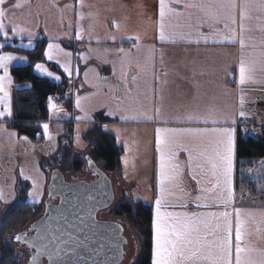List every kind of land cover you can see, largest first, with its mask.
I'll list each match as a JSON object with an SVG mask.
<instances>
[{
    "label": "snow or ice",
    "instance_id": "1",
    "mask_svg": "<svg viewBox=\"0 0 264 264\" xmlns=\"http://www.w3.org/2000/svg\"><path fill=\"white\" fill-rule=\"evenodd\" d=\"M7 0H0V33L5 39L8 38L3 19L6 10L2 7ZM17 3L14 7H20ZM182 18V27L186 31H171L168 23L169 18ZM82 18V17H81ZM70 26V25H69ZM209 29L206 35L202 29ZM15 34V26L10 28ZM253 31L261 33L259 45L249 35ZM195 34L196 38H192ZM76 39H82L80 31L76 33ZM113 39H115L113 37ZM138 39V38H137ZM159 39L161 42L177 41L197 43L201 41L208 43H239L240 56L238 60L239 78L237 87L241 92L239 103L243 109L245 100L243 88L249 83L256 81V73L264 74V0H159ZM4 47L0 44V48ZM251 49V51H247ZM91 51V49H90ZM123 53L124 49H118ZM70 57L71 53L65 52L59 44L49 43L44 52L49 61L55 63L67 73L73 75V68L70 60L61 63L59 56ZM16 59L11 53H0V117L11 116V97L9 86L11 78L8 74V64ZM36 70L43 75L59 80L44 64H36ZM79 74V69L75 70ZM135 80V77H133ZM87 80V73H85ZM87 97H77L76 107L83 111L81 101ZM48 108L55 115L59 116L63 109L48 98ZM107 115L113 113L108 112ZM160 115V108L154 109V115L140 112L139 116L144 120H156ZM239 115L245 117L247 114L241 110ZM137 115L121 116L120 119H137ZM80 120L81 117H76ZM170 120H160L162 125L169 124ZM176 123H220L235 124L233 118H216L215 112L209 109L204 115L188 113L178 117ZM46 139H52L47 123L42 125ZM107 129V125L104 126ZM118 133V130H117ZM234 127H167L160 126L155 129L156 150L159 153V194L155 199V211L152 219V260L151 264H264V249H258L244 241L249 236L247 224L252 213L248 209L233 207V171H234ZM14 135V134H13ZM23 139L27 140V137ZM183 150L187 153V165L192 173L193 179L198 185L202 181L197 178V170L210 177V187H201V195L195 197L192 203L197 208H208L212 205H222L223 210L219 211H170L169 208H187L188 200H181L179 205L170 199L173 195V188L176 187L178 178L182 175L181 162L178 160V152ZM92 162L89 161V164ZM39 171V169H37ZM21 176L25 180H32V191L29 196L36 198L42 195L41 178H33L24 175L21 169ZM208 193L210 195H205ZM4 198L3 190L0 189V199ZM231 209V210H229ZM264 215V214H262ZM60 235L50 233L47 236L37 235L29 243L36 249L31 258L32 264H38L41 257L47 255L50 264H64L59 259L62 254L68 255L75 249L70 245H79L71 233L57 230ZM260 231V228H257ZM67 236V239L64 237ZM21 236H16L21 241Z\"/></svg>",
    "mask_w": 264,
    "mask_h": 264
},
{
    "label": "crops",
    "instance_id": "2",
    "mask_svg": "<svg viewBox=\"0 0 264 264\" xmlns=\"http://www.w3.org/2000/svg\"><path fill=\"white\" fill-rule=\"evenodd\" d=\"M154 20L155 24L152 27L151 43L148 45V41L144 44L146 55L139 54L137 46H126L128 52L131 54L129 60L133 61V65H137L139 68H135L133 65H129L128 61L125 65H121V61L128 59H120L118 57L121 53L118 52L116 47L108 49L106 55H95L90 51L88 43L84 39L68 38L62 36L53 41L54 44H59L65 52L71 53L70 57H64L63 54L59 56L61 63H64L65 60H70L73 68V75L68 76L67 73L63 72V69L60 68L55 61H50L55 63L61 70V72L71 80V89L74 92V95H79L83 92H88L94 90L96 86L103 88H108L113 91H119L121 95L134 94V96L140 97L139 102L135 103L134 106H129V108L134 110L135 113L139 115L140 112L147 113L148 115H154V109L160 108V115L156 120L147 121L143 117L138 121L141 126L145 127L140 135L149 136V147L146 149L142 158H140V163L138 170L142 166H147L150 164V167L153 171V177L148 182L147 179L138 180L136 177H132V174L129 173L130 167L124 168V165L120 159V166L114 171H107L104 168V163L100 166L109 176L111 182V190L113 193V201L116 197V187L115 182L118 187L124 185L127 192H123V196L120 201L127 200L132 198V200H137L136 203H142L145 205H151L153 207V216L155 211V199L159 194L158 187V173H159V153L156 150V135L155 129L160 126L167 127H207L209 129L213 127H234V171H233V193L234 201L233 207H239L248 209L253 212H257L255 215L257 219L264 214V185H259L256 190H245L238 188L236 185V143L238 132L241 131L245 134H251L256 138H262V129L264 128V74L257 71L256 81L254 83H249L243 88L244 96V106L243 109L240 107L239 97L241 95L240 90L237 87L236 81L239 78L238 71V60L240 56V46L239 43H212L209 39L208 43L201 41L197 43H187L177 41L175 43L164 41L161 42L159 39V0H155V11H154ZM168 23L172 25V28L167 29V32L175 31H186L182 27H176L177 25H183L184 21L182 18L172 17L169 18ZM202 31L208 35L209 29L204 28ZM253 41L259 45L261 39V33L259 31H253L249 34ZM192 38H196L193 34ZM46 50L51 39H48ZM36 41H32L29 45H20L17 42L7 43L14 47H21L25 49H32L36 45ZM17 43V44H15ZM157 43V44H156ZM0 44L5 45V42H0ZM143 46V45H142ZM141 46V47H142ZM85 52V58H80V52ZM251 51V49H247ZM2 53H11L15 57H24L25 59H16L11 61L8 64V74L11 78V85L9 86V93L12 100V90L11 87L17 89L27 88L30 86V83H16L10 73L11 68L14 66L25 65L27 64L28 58L25 54L16 53V52H2ZM91 56V58H89ZM145 58V59H144ZM48 60V59H47ZM91 60V62H90ZM49 61V60H48ZM92 61L99 63L96 67L92 66ZM150 62V66H149ZM156 63V64H155ZM38 64V63H37ZM44 64L50 71L54 73L55 76H59V80H55L53 77H49L41 74L36 70L34 65V71L38 75L46 76L53 79L56 82L61 80V75L53 70H51L46 63ZM80 64L83 65L80 67ZM150 67V70L145 74L140 72V68ZM79 69V74H76L75 70ZM85 73H87V80H85ZM0 75H3V69H0ZM135 77V80L133 79ZM14 89V88H13ZM107 94V93H105ZM157 96V100L154 102L152 100V105H150L149 96ZM159 98V99H158ZM148 101V102H147ZM125 103V101H124ZM126 104V103H125ZM106 106H99L98 108L91 112V121L86 122L87 128L83 133L84 142L86 143L85 149L81 150V153L84 151L91 152L92 145L85 140V135L92 129V126L98 125L104 128L108 133H111L116 141V133L109 130L110 125H116L117 123L127 122L125 120H119L117 118L118 112H112L114 116L110 118L106 115V111L111 112V104ZM12 109V102H11ZM104 110L105 116L108 118H102V120L92 117L96 112ZM209 109L214 110L216 118L223 120L224 118H233L236 123L233 125L230 122L227 124L220 123L213 125L211 123L205 125L203 123H176L174 122L176 118L183 117L188 113H194L198 115H204L208 112ZM74 113L72 119L67 118V111L64 113L65 118L63 120L58 117L55 120L61 121L64 123L65 130L71 131L75 124L77 123L76 116H79L80 109L76 107V101L72 103V107L69 109ZM243 110L247 115L242 117L239 115V112ZM125 112V110H124ZM61 114V113H60ZM123 115V113L121 114ZM12 116V115H11ZM11 116L3 117V120L6 122L11 118ZM51 118V115L49 116ZM170 120L167 125H162L160 120ZM47 121H53L47 120ZM7 123V122H6ZM107 125V129L104 127ZM146 130V131H145ZM140 144L142 142L140 141ZM123 147V145H119ZM142 148V147H140ZM86 156H90L85 154ZM91 157V156H90ZM178 160L181 162L182 166V175L178 178L176 182V187L173 188V195L170 197L171 200L179 205L181 200H188L189 203L187 208H169L170 211H219L223 210L222 205H212L211 201H206L209 203L208 208H197L195 203L191 201L195 200V197L201 195L200 188L210 187L209 179L210 177L202 174L197 170V178L202 181L201 185H198L196 180L193 179L192 173L187 165V153L183 150L178 152ZM129 164V163H128ZM129 166V165H128ZM263 167V168H262ZM259 168L264 169V159L258 161L255 169L251 171V174L254 175L257 173ZM133 169L137 170V166L133 164ZM257 171L255 172V170ZM260 173V171H258ZM256 176V175H255ZM135 191L134 195H129L130 185ZM136 187V188H135ZM205 195H210L205 193ZM132 196V197H131ZM138 198H135L137 197ZM112 201V203H113ZM231 210V209H229ZM255 215L253 217H255ZM153 219V217H152ZM262 236L259 233L254 234L253 237L248 236L245 243H248L256 248L260 245L264 249V219H263V230ZM259 236L258 238H254ZM140 242V241H139Z\"/></svg>",
    "mask_w": 264,
    "mask_h": 264
},
{
    "label": "rangeland",
    "instance_id": "3",
    "mask_svg": "<svg viewBox=\"0 0 264 264\" xmlns=\"http://www.w3.org/2000/svg\"><path fill=\"white\" fill-rule=\"evenodd\" d=\"M17 3L21 5L18 8L14 7ZM2 7L6 10L3 23L6 30H8V38L5 39L3 34L0 33V42L3 41L5 44L18 42V44L25 46L39 39H51L53 43L54 40L62 36L70 39L75 38L77 31H80L82 39L86 40L93 54L102 56L106 55L110 48H123V53L118 51L121 53L118 57L128 60L121 61V65H125L127 61L129 65H133V61L129 60L131 54L124 47L137 46L139 54L146 55V45L144 44L147 41L148 45L152 42L149 37L155 24V0H7ZM13 26L18 30L23 29L24 31H17V33L13 34L10 31ZM80 53V58H85L86 53L82 51ZM98 65L99 63L92 61V66L97 68ZM82 66L80 64V67ZM133 66L137 69L139 68L137 65ZM149 70L150 67L140 68V72L143 74ZM13 88L17 89L11 87L12 91L14 90ZM106 90L108 88L96 86L94 90L85 91L78 95L79 97H87V99L81 101L83 111L80 109L79 116H76L81 117V119H76L77 123L70 132L65 130L64 123L55 120L58 116L50 111L53 121H44L42 125L45 123L49 125L48 131L52 139L45 138L42 125L41 139L20 136L7 126L3 117H0V189L3 190L4 194V198L0 199V210L15 203L27 201L40 205L43 212L44 203L48 195L47 186L50 181V174L55 168H60L65 179L70 182L92 179L93 175L88 171L85 161V154L92 157L91 152L84 151L81 153V150L86 147L83 133L88 125L86 122L91 121V112L103 106L108 109V104H111V113L118 112L120 114L117 116L119 120H122L120 119L121 116H138L137 119L125 120L127 122L132 121L131 123L112 124L109 130L116 133L117 144L123 145L120 159L124 168L130 167L129 173L138 180L144 178L149 182L152 179L153 171L150 164L142 166L138 170L140 163H142L140 158L145 156L144 153L149 147L148 140L150 138L149 136L144 137L145 135L136 136L146 128L138 123L141 117L134 112V108L132 110L129 108V106H134L135 103L139 102L140 97L134 96L133 93L127 96L121 95L115 89L113 91L111 89L109 91ZM71 93L75 102L78 96L74 95L72 89H69L68 95L71 96ZM148 96V101L152 105V100L155 102L157 96L154 98L151 95ZM2 110L3 106L0 105V111ZM122 113L123 115H121ZM108 116L113 118L112 116L114 115ZM73 117L74 113L71 110H67V118L72 119ZM92 117H95V114ZM51 118L49 117L50 120ZM24 137H27V140L23 139ZM140 141L142 144H140ZM76 159H81L83 162L80 169L72 166V161ZM96 162L99 166L103 165L100 161L96 160ZM133 164L137 166L138 171L133 169ZM262 168L258 170L260 173L257 169L255 170V172L257 171L255 178H260L264 181V169ZM21 169H23L26 176L41 178L42 195L36 198L28 195L32 191V180H25L21 176ZM114 185L116 187L115 200L109 207L102 210L98 217L103 220H114L122 223L127 251L121 264H135L140 255L139 237L132 224L125 219L118 218L114 213L119 203L122 202L120 200L124 194L123 192H127V190L124 185L118 187L116 182ZM257 188L259 187L257 186ZM129 191V195L133 196L135 191L132 184ZM135 198H138V196ZM132 199L133 197L127 200L137 202L136 199ZM253 213L247 224L249 236L253 237L256 233L262 236L264 215L257 219L255 215L257 212ZM254 215L255 217H253ZM258 227L260 231H257ZM258 237L255 236L254 238ZM16 247V257L20 264H27L30 257L29 251L25 248ZM258 249H263V247L260 245Z\"/></svg>",
    "mask_w": 264,
    "mask_h": 264
},
{
    "label": "trees",
    "instance_id": "4",
    "mask_svg": "<svg viewBox=\"0 0 264 264\" xmlns=\"http://www.w3.org/2000/svg\"><path fill=\"white\" fill-rule=\"evenodd\" d=\"M48 42V39H39L32 49L10 45L0 48V53L16 52L25 54L28 58L27 64L11 68L10 73L16 83H30V86L12 91V116L6 122L7 126L18 135L31 139L42 138L41 125L44 121L49 120L50 116L49 97L63 94L67 110L72 107L73 103L72 93L71 96L68 95V91L71 89V80L44 55ZM37 63H46L51 70L61 75V80L56 82L49 77L35 73L34 65ZM95 117L98 120L108 118L105 116L104 110L96 112ZM261 133L263 138L260 139L251 134L238 132L236 143V185L238 188L256 190L257 186L264 185L263 179L255 178L254 172L251 174V170L255 169L258 161L264 159V128ZM85 140L92 145L93 159L103 162L105 170L114 171L119 168L121 147L116 144L111 133L101 126L94 125L86 133ZM82 164L81 159L72 161V166L76 169H80ZM4 208L0 210V264H20L16 257L17 247L13 243L12 237L40 216L41 206L24 201ZM114 213L118 218L125 219L132 224L139 237L140 255L135 264H151L153 207L124 200L119 203Z\"/></svg>",
    "mask_w": 264,
    "mask_h": 264
},
{
    "label": "water",
    "instance_id": "5",
    "mask_svg": "<svg viewBox=\"0 0 264 264\" xmlns=\"http://www.w3.org/2000/svg\"><path fill=\"white\" fill-rule=\"evenodd\" d=\"M64 115L61 113L58 117ZM86 161L87 169L96 179L69 182L59 168L53 169L44 214L14 235L15 244L30 252L27 264H32L31 258L36 251L29 241L38 234L60 235L58 229L71 233L79 241V245H70L74 252L59 258L64 264H121L124 260L127 245L122 225L117 221L97 219V213L113 201L110 179L90 156H86ZM57 199L58 203H53ZM18 235L22 237L21 241L16 240ZM38 264H50L47 255L41 257Z\"/></svg>",
    "mask_w": 264,
    "mask_h": 264
},
{
    "label": "built area",
    "instance_id": "6",
    "mask_svg": "<svg viewBox=\"0 0 264 264\" xmlns=\"http://www.w3.org/2000/svg\"><path fill=\"white\" fill-rule=\"evenodd\" d=\"M53 102L59 105L61 108L65 107L64 101L61 98L52 97Z\"/></svg>",
    "mask_w": 264,
    "mask_h": 264
},
{
    "label": "flooded vegetation",
    "instance_id": "7",
    "mask_svg": "<svg viewBox=\"0 0 264 264\" xmlns=\"http://www.w3.org/2000/svg\"><path fill=\"white\" fill-rule=\"evenodd\" d=\"M99 218V217H98ZM100 219V218H99Z\"/></svg>",
    "mask_w": 264,
    "mask_h": 264
}]
</instances>
